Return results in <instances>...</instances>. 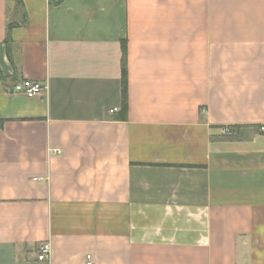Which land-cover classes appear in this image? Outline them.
Instances as JSON below:
<instances>
[{"label":"crops","instance_id":"crops-1","mask_svg":"<svg viewBox=\"0 0 264 264\" xmlns=\"http://www.w3.org/2000/svg\"><path fill=\"white\" fill-rule=\"evenodd\" d=\"M263 126L264 0H0V264H264Z\"/></svg>","mask_w":264,"mask_h":264},{"label":"built area","instance_id":"built-area-1","mask_svg":"<svg viewBox=\"0 0 264 264\" xmlns=\"http://www.w3.org/2000/svg\"><path fill=\"white\" fill-rule=\"evenodd\" d=\"M46 85L39 81L31 80V79H23L21 81L16 82L12 91L16 93H23L27 96L33 97L37 95H41L43 91L46 89ZM264 131V126L261 128ZM228 129H226L227 131ZM52 254V246L50 242H43L38 249V259L40 261H46L51 258ZM88 263L91 264V255L87 256Z\"/></svg>","mask_w":264,"mask_h":264},{"label":"trees","instance_id":"trees-1","mask_svg":"<svg viewBox=\"0 0 264 264\" xmlns=\"http://www.w3.org/2000/svg\"><path fill=\"white\" fill-rule=\"evenodd\" d=\"M123 101H122V110L127 111L128 110V89H127V69H126V53L124 51L123 60Z\"/></svg>","mask_w":264,"mask_h":264}]
</instances>
